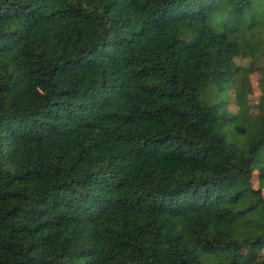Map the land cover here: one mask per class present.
<instances>
[{
  "label": "trees",
  "instance_id": "obj_1",
  "mask_svg": "<svg viewBox=\"0 0 264 264\" xmlns=\"http://www.w3.org/2000/svg\"><path fill=\"white\" fill-rule=\"evenodd\" d=\"M253 69L264 0H0V264H264Z\"/></svg>",
  "mask_w": 264,
  "mask_h": 264
},
{
  "label": "rangeland",
  "instance_id": "obj_2",
  "mask_svg": "<svg viewBox=\"0 0 264 264\" xmlns=\"http://www.w3.org/2000/svg\"><path fill=\"white\" fill-rule=\"evenodd\" d=\"M236 64L242 68L248 67V60L239 59ZM245 75H239L234 82L230 84L220 95H215L217 103H224V108L230 114H239L238 127H230L229 130L236 135V139L240 145H245L246 139L241 134V129L246 125V115H257L264 113V75L258 69H253L251 72H244ZM242 73V74H244ZM240 92L243 93L242 99H239ZM208 94L212 97L214 90H209ZM252 185L254 188L259 186L258 172H253ZM264 192V189H263Z\"/></svg>",
  "mask_w": 264,
  "mask_h": 264
}]
</instances>
